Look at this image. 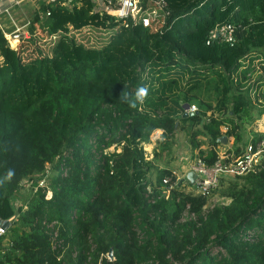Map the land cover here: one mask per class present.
<instances>
[{
	"label": "trees",
	"instance_id": "16d2710c",
	"mask_svg": "<svg viewBox=\"0 0 264 264\" xmlns=\"http://www.w3.org/2000/svg\"><path fill=\"white\" fill-rule=\"evenodd\" d=\"M67 2L43 1L17 49L0 30V264H264V153L249 174L222 178L213 194L229 203L209 207L211 196L164 186L171 170L153 184L144 148L162 130L154 158L170 152L181 130L193 159L212 165L223 137L235 158L264 142L247 128L264 104L242 90L251 70H241L264 56V0H166L164 11L139 0L142 16L127 26L92 0ZM227 24L235 44L207 45ZM141 86L143 104L121 100ZM194 103L198 114L184 118ZM47 169V187L21 196Z\"/></svg>",
	"mask_w": 264,
	"mask_h": 264
},
{
	"label": "built area",
	"instance_id": "2783aa9c",
	"mask_svg": "<svg viewBox=\"0 0 264 264\" xmlns=\"http://www.w3.org/2000/svg\"><path fill=\"white\" fill-rule=\"evenodd\" d=\"M59 0H48L47 3H56ZM72 0H68L67 5L71 3ZM94 2L95 13L100 15H109L117 19V21H121L123 25L127 26V20L129 18L141 17L140 11L138 9L137 4L139 0H92ZM152 3L161 11H164L167 7L166 0H152ZM20 4L17 0H0V19L4 16H11V11ZM167 13V11L165 12ZM50 14L48 13V16ZM150 16L140 18L138 21L142 20L144 25H149ZM154 16H157L155 14ZM30 23H28L29 25ZM167 24V23H166ZM165 24V25H166ZM15 27L17 25L15 24ZM20 28L17 27L16 30L7 33L4 31L3 27H0V30L7 37H13V39L18 40L20 42V36L24 34H18L20 32ZM236 28L227 24L221 27H217L210 33V37L207 41V45L212 44H230L233 46L236 42L235 36ZM26 37V36H25ZM19 45V44H17ZM18 47V46H17ZM17 49V48H14ZM248 57H245L246 60ZM259 61L264 62V57L262 56ZM258 61V62H259ZM249 62L241 67V70H246L249 68ZM199 108L197 105H191L188 113L198 114ZM211 115V114H210ZM264 153V142L259 143L258 145L249 144L246 148L244 154L240 157L235 158L234 156H230L227 154L219 155V158L212 165L206 164L202 159L197 158L194 160L191 172L195 173L197 178L195 180L193 186V192L199 194L203 197H210L212 193L217 189L218 185L221 183L222 178L224 177H237V176H245L250 172L254 171L255 167L261 164L262 154ZM49 170L42 175L41 179L38 182L39 188L47 187V177ZM180 183H184L178 176H174V178H165L163 180L164 186H169V190L175 189ZM192 184V183H191ZM24 185V184H23ZM37 191V188H35ZM51 197V195H50ZM50 197L47 196V199ZM50 229L53 233V239L56 240L58 238L57 233L55 232L54 226L51 225ZM54 230V231H53ZM8 228L4 226H0V238L7 234ZM61 242H58L55 247L60 246ZM106 258L109 261H114V255L111 256V253L107 254Z\"/></svg>",
	"mask_w": 264,
	"mask_h": 264
},
{
	"label": "rangeland",
	"instance_id": "374dc122",
	"mask_svg": "<svg viewBox=\"0 0 264 264\" xmlns=\"http://www.w3.org/2000/svg\"><path fill=\"white\" fill-rule=\"evenodd\" d=\"M20 2L18 6H16L12 11H11V16H4L0 19V27H3L4 31L7 33L14 31L19 27L20 32L18 34H24L28 38V34L30 33V24L34 21V17L36 13L39 11L40 7L42 6L43 1L47 2L48 0H17ZM15 24L17 27H15ZM85 34L90 35L92 32L90 30H85L83 31ZM106 33V32H104ZM95 36V42L100 43L102 42L107 35H103L101 33H94ZM8 44L11 48H17L18 40L13 39V37H7ZM261 53H253L251 54L246 60H244L241 64V67H243L244 64L249 62L248 66L249 69L251 70L250 73L248 74L246 82H243V88L242 90L245 91L249 89L250 96L255 102V106L258 110L261 107V102L264 104V99H263V90H264V62L259 61L260 58L263 55H260ZM264 57V56H263ZM259 61V62H258ZM2 63V58L0 57V64ZM205 83V82H204ZM245 83V84H244ZM203 100V99H202ZM259 100V101H258ZM195 104V103H194ZM197 105V104H195ZM198 107V106H197ZM199 108V107H198ZM257 111L254 110V116ZM258 127L255 126V123L248 124L247 128L250 130H253L256 128L257 130H260L261 127L262 129L264 128V121L259 120L257 123ZM154 136V134H153ZM249 136L248 138H250ZM152 138V137H151ZM153 143V142H152ZM145 151L147 155L149 156L150 160H152L156 164V169H154L149 177L150 181L153 184L157 183V178L160 173V170L163 169H173L174 171L177 172V175L179 178H183L185 180V168L187 167L190 163L189 157L191 156L190 149L191 146L189 144V139L187 134L184 131H178L176 133L175 139H174V144L172 145V149L170 152H165L161 153L159 157L154 158V152L153 148L150 147V142L149 144H146L145 146ZM157 149V145L155 147ZM114 148L111 149L113 151ZM161 152V151H159ZM192 152V151H191ZM151 154V156L149 155ZM180 166H185L183 170L181 169ZM179 171H183L182 173H179ZM41 175H36L32 180L28 179L27 181L24 182V185L22 186V193L21 196H27L29 192H31L32 189L35 190V187H32V185L35 186V182L38 183L39 180L41 179ZM186 181L184 183H180L179 185H183L184 189L187 192L193 193V186L186 184ZM221 184V183H220ZM220 184L218 185L217 189L220 187ZM216 189V190H217ZM216 192V191H215ZM213 194V193H212ZM51 195V197H50ZM52 192L48 191L47 196L50 197L49 199L52 198ZM226 203H229L228 200L221 199L219 196V193L217 191V194L211 195V199L209 201V207L214 206V205H225Z\"/></svg>",
	"mask_w": 264,
	"mask_h": 264
},
{
	"label": "crops",
	"instance_id": "0c3cea01",
	"mask_svg": "<svg viewBox=\"0 0 264 264\" xmlns=\"http://www.w3.org/2000/svg\"><path fill=\"white\" fill-rule=\"evenodd\" d=\"M210 114H211V111H209L208 113H207V115L208 116H210ZM260 120H263L264 121V116H263V118L262 119H260ZM259 122V120H257V121H255L254 123H255V126L256 127H258V123ZM227 131V129H223V132L225 133ZM257 132H262V133H264V128L262 129V127H261V129L260 130H257ZM162 136H163V131L162 130H158V131H156L155 133H154V136H152V138H151V141H150V147L151 148H153V150H155V147H156V145H157V142L158 141H160V140H162ZM251 139V138H250ZM202 140V139H201ZM153 142V143H152ZM233 144H234V140L233 139H230V140H228L227 141V144H225V145H223V146H221V147H219L218 148V154L219 155H224V154H227V155H229V151L230 150H234V146H233ZM208 148H209V145H206V144H204L203 146H202V149L204 150V151H206V150H208ZM192 150L190 149V153H191V156L189 157V160H190V163L188 164V165H186L187 167L185 168V178L184 179H186L187 178V176H188V174L191 172V167H192V164H193V162H194V160L195 159H193V158H195L196 156H198L199 155V151L198 150H196V151H192ZM150 156H151V154H149ZM158 167V166H157ZM181 167V169L183 170V168L185 167V166H180ZM167 170H171L170 168L169 169H167ZM173 173H175L176 175H177V172L176 171H174L173 169L171 170ZM184 171V170H183ZM183 171H179V173H182ZM178 176V175H177ZM182 180H183V178H181Z\"/></svg>",
	"mask_w": 264,
	"mask_h": 264
},
{
	"label": "clouds",
	"instance_id": "9594fccd",
	"mask_svg": "<svg viewBox=\"0 0 264 264\" xmlns=\"http://www.w3.org/2000/svg\"><path fill=\"white\" fill-rule=\"evenodd\" d=\"M12 49H13V48H12ZM147 95H148V88L145 87V86H141V87H138V88L136 89L134 100H132V101H129V100H128V93H127V92L122 93V95H121L120 98H121V100H122L123 102H127L128 105H129L130 107L135 108V107L137 106V103H139V104H143V102H144V100L146 99ZM194 105H195V104H194ZM184 113H185V110H184ZM211 114H212V113H211ZM145 145H146V144H145ZM144 148H145V147H144ZM147 156H148V155H147ZM148 159L150 160L149 156H148ZM13 175H15V172H14V170L10 169V170H9V173H8V177H7V179H11V177H12ZM175 175H176V174L173 173L172 178H174ZM176 176H177V175H176ZM180 179H181V178H180ZM181 180H182V179H181ZM187 180H188V179L186 178L185 180H182V181H187Z\"/></svg>",
	"mask_w": 264,
	"mask_h": 264
},
{
	"label": "water",
	"instance_id": "95a60500",
	"mask_svg": "<svg viewBox=\"0 0 264 264\" xmlns=\"http://www.w3.org/2000/svg\"><path fill=\"white\" fill-rule=\"evenodd\" d=\"M21 38H25V35H21V36H20V39H21ZM183 108H184V110H185L184 118L192 117V116L195 115V114H193V113H188V112H187V111L189 110V108H190V105H189V104H184ZM177 125H178V124H177ZM227 141H228L227 137H223V138H221V139L219 140V142L222 143L223 145L227 144ZM196 178H197V176H196V174L193 173V172H190V173L188 174V176H187V179H188L192 184L195 183ZM0 226H4V224H1V223H0ZM4 227L6 228V226H4ZM110 253H111V256H113V251H110Z\"/></svg>",
	"mask_w": 264,
	"mask_h": 264
}]
</instances>
